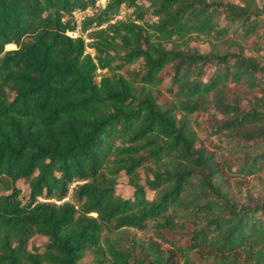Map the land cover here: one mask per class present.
Returning <instances> with one entry per match:
<instances>
[{"label": "trees", "instance_id": "1", "mask_svg": "<svg viewBox=\"0 0 264 264\" xmlns=\"http://www.w3.org/2000/svg\"><path fill=\"white\" fill-rule=\"evenodd\" d=\"M87 6L0 0V264H264V7L107 0L85 43L65 32ZM128 229L167 249L102 237Z\"/></svg>", "mask_w": 264, "mask_h": 264}, {"label": "rangeland", "instance_id": "2", "mask_svg": "<svg viewBox=\"0 0 264 264\" xmlns=\"http://www.w3.org/2000/svg\"><path fill=\"white\" fill-rule=\"evenodd\" d=\"M257 2L259 4H261L264 7V0H257ZM89 11H85L83 14H76L75 16H73L71 14V19L72 20H76V21H80L82 19V15L84 16L85 14H90L91 12L94 11V8L88 7ZM130 12V9L124 6H120L118 12L113 15V17L111 18V21L115 20V19H124V17H126ZM116 17V18H115ZM103 26V25H102ZM93 30V29H92ZM91 31V30H89ZM87 31V32H89ZM82 37H84V41H86V43H88V41H90V39H87V35L85 33H82ZM87 37V38H86ZM190 46L195 47L196 49H198L199 51H206L207 50V46L204 42H202L201 40H194L190 43ZM85 52H88L90 55L93 54L92 49L89 47H85ZM105 73L104 70H98L95 71V75H94V81H97L98 78ZM244 99H252V93H248L245 94ZM241 105L246 108L247 104L245 100H242ZM207 120V116L206 115H201L197 117V123L201 124L202 126L206 125V121ZM193 127L195 128V131L198 135V137L203 141V143H205L208 146V143L206 142V140L203 139L202 135L199 133V130L197 127H195L193 125ZM209 142L216 144V143H220V145H224L225 144V137L223 136H211L209 138ZM143 174V173H141ZM143 179V175H141V183H143L142 181ZM15 186L17 188H19V194H18V198L21 199V201H25L28 197V193H29V189L27 184L24 181L18 180L15 182ZM115 192L121 196L122 198H130L132 196V188L128 185L127 183V179L125 176L121 175L118 176L116 179V185H115ZM69 192L67 193V195L65 196L64 200H69L68 196H69ZM146 196L147 198H151L152 194L149 191H146ZM39 200H41V198H39ZM55 203H59V201L50 199ZM62 201V199H61ZM109 237L112 240H120V246L122 247H128V241L130 240L131 237L137 239V240H142V241H156L159 243L160 247L163 249H167V246L165 244H160V242L153 236V234L151 233L150 229L144 230V231H137V230H133V229H128L127 232L125 233L124 237H120L118 235L117 232H113V233H107L105 231H102V237ZM118 238V239H117ZM45 238L39 235H32L29 237L28 241H27V247L28 249L30 248H37V249H41L43 244L45 243ZM137 255V254H136ZM189 259L192 263H199L201 262L200 260V256L197 255V253H191V255L189 256ZM179 263H181V260H179Z\"/></svg>", "mask_w": 264, "mask_h": 264}, {"label": "built area", "instance_id": "3", "mask_svg": "<svg viewBox=\"0 0 264 264\" xmlns=\"http://www.w3.org/2000/svg\"><path fill=\"white\" fill-rule=\"evenodd\" d=\"M106 1H107V0H93V6H91V8H94V11L91 12L90 14H85L84 16L82 15V19H83L84 17L92 16V14H93L94 12H96L97 10L102 9V8L104 7ZM88 7H89V6H87V7L84 8V9H74V10H72V11L70 12V15L72 14L73 16H75L76 14H78V15H79V14H83L85 11H89V10H88ZM115 18H116V17H115ZM82 19H81L80 21L73 20V23H74V28H73V30L66 31L65 34H66L67 36L71 37V38L81 37V38L83 39V41H84V37H82V33H84V32H81V31H80V25H81V21H82ZM110 22H111V20H110ZM96 28H98V27H96ZM92 29H94V27L88 28V29L85 31V33H86L87 31H89V30H92ZM86 38H87V37H86ZM87 39H88V38H87ZM84 42L86 43V41H84ZM98 70H99V69L97 68L95 71H98ZM98 79H99V78H98ZM97 81H98V80H97ZM73 185H74V183H71V184L69 185V187H68V191L71 190V188H72ZM64 199H65V197L62 198V200H64Z\"/></svg>", "mask_w": 264, "mask_h": 264}]
</instances>
